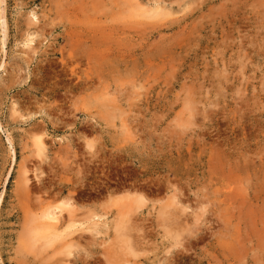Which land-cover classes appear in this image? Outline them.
Here are the masks:
<instances>
[{"label": "rangeland", "instance_id": "obj_1", "mask_svg": "<svg viewBox=\"0 0 264 264\" xmlns=\"http://www.w3.org/2000/svg\"><path fill=\"white\" fill-rule=\"evenodd\" d=\"M0 264H264V0H0Z\"/></svg>", "mask_w": 264, "mask_h": 264}, {"label": "bare ground", "instance_id": "obj_2", "mask_svg": "<svg viewBox=\"0 0 264 264\" xmlns=\"http://www.w3.org/2000/svg\"><path fill=\"white\" fill-rule=\"evenodd\" d=\"M70 206V205H69ZM201 207V206H200ZM56 210V209H55ZM50 213V212H49ZM51 214V213H50ZM48 213L43 215V218L48 219V220H55L56 217L54 215H50ZM42 216V215H41ZM37 217V216H36ZM36 219V218H34ZM60 220V219H59ZM43 221V220H42ZM62 222V221H61ZM68 226V225H67ZM35 227V226H34ZM30 229V228H29ZM28 229V230H29ZM30 232L33 234L32 238L34 237L36 240L40 239V240H44V244H50L51 241H53L55 239V237H57L56 232H54V229L47 225V224H42L41 228H37L35 230H30ZM29 234V233H28ZM31 237V236H30ZM31 238V239H32ZM33 238V239H34ZM58 239V238H57ZM36 243V241H34ZM29 245V244H28Z\"/></svg>", "mask_w": 264, "mask_h": 264}]
</instances>
